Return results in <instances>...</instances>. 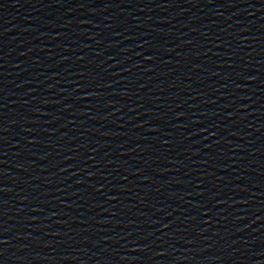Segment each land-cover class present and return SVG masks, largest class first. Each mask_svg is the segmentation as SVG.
<instances>
[{"label": "water", "instance_id": "water-1", "mask_svg": "<svg viewBox=\"0 0 264 264\" xmlns=\"http://www.w3.org/2000/svg\"><path fill=\"white\" fill-rule=\"evenodd\" d=\"M0 264H264V0H0Z\"/></svg>", "mask_w": 264, "mask_h": 264}]
</instances>
